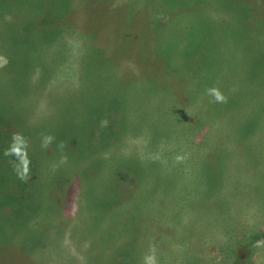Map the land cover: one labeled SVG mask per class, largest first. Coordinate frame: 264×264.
Masks as SVG:
<instances>
[{
    "label": "rangeland",
    "instance_id": "1",
    "mask_svg": "<svg viewBox=\"0 0 264 264\" xmlns=\"http://www.w3.org/2000/svg\"><path fill=\"white\" fill-rule=\"evenodd\" d=\"M149 256L264 264V0H0V264Z\"/></svg>",
    "mask_w": 264,
    "mask_h": 264
},
{
    "label": "clouds",
    "instance_id": "2",
    "mask_svg": "<svg viewBox=\"0 0 264 264\" xmlns=\"http://www.w3.org/2000/svg\"><path fill=\"white\" fill-rule=\"evenodd\" d=\"M206 93L212 98L213 103L227 102V98L223 95L220 89L215 86L206 89ZM54 140L55 138L52 135L43 134L41 138V148L47 149L54 142ZM65 146L64 141H60L57 144V148L61 150ZM28 147V140L23 133L14 132L12 133L9 146L3 152L5 157H13L12 164L14 171H16L18 178L23 182H27L29 179L31 161L28 157ZM66 161L67 157L61 158V163H65ZM146 264H155V258L152 256L146 257Z\"/></svg>",
    "mask_w": 264,
    "mask_h": 264
},
{
    "label": "trees",
    "instance_id": "3",
    "mask_svg": "<svg viewBox=\"0 0 264 264\" xmlns=\"http://www.w3.org/2000/svg\"><path fill=\"white\" fill-rule=\"evenodd\" d=\"M259 4V3H258ZM12 70V69H11ZM16 71V72H15ZM100 72V71H99ZM13 73L15 74V77H17V76H20V74H21V72H20V70L18 69H15V70H13ZM95 75H97V73H95ZM95 75L93 76V78L95 77ZM92 78V79H93ZM93 82H94V80H93ZM106 83H109V82H106ZM101 84H99L98 86H100ZM95 87H96V85H94ZM98 92V98H100L101 100H100V102H98L94 107L91 105V107L89 108V110L87 109V108H85L84 109V112L85 113H98L99 112V110H98V108L101 110V109H103V110H116L115 108V106H116V103L114 102V104H113V102H111V98L112 97H110L109 96V94L112 92V91H107V92H102V91H97ZM125 102H127V101H125ZM86 103V102H85ZM87 106H88V104H87ZM102 112V111H101ZM102 113H104V112H102ZM113 116L114 117H117V115L114 113V111H113ZM112 116V115H111ZM95 121V120H94ZM110 120L108 121V118H106V119H102V118H98L97 120H96V122H95V124L96 125H94L93 127L94 128H92V126L90 127V128H88V129H91V131H92V133L93 132H96L97 133V135H98V140L97 139H95L94 137H89L88 138V136H86L85 135V133L86 134H88V132H87V130H82V134H77V136H75V137H77L80 141H79V148H78V150L76 151V152H79L80 151V153L81 154H84V153H86L87 152V150H88V146L87 145H90V146H95V144H93V143H97V144H99V142L101 143L102 142V138L100 137V135H99V133L98 132H101V130L103 129H105L106 128V126H109L108 127V131H109V133H111V129L112 128H110ZM64 124V123H63ZM98 124H101L102 126H103V128L100 126L99 127V129L97 128V126H98ZM69 125H71V123L70 122H67V123H65V126H69ZM82 125V124H81ZM87 125H89V124H87ZM11 126V128H13L12 127V125H10ZM123 126H124V123H122V128L119 130V132L120 131H122L123 130ZM111 127H112V124H111ZM11 128L9 127V130L10 131H12L11 130ZM98 131V132H97ZM113 131V130H112ZM7 132H9V131H7ZM7 134V135H6ZM6 134H4L3 135V137H2V139L4 140V139H11V136H12V134H10V133H6ZM44 134V133H43ZM9 137V138H8ZM100 140V141H99ZM99 141V142H98ZM3 160H5V161H7L6 159H3ZM136 176L137 177H140L139 176V174L137 173L136 174ZM3 178H5V181H8V179H9V175H8V173L6 174L5 173V169H4V176H3ZM116 180V179H115ZM117 181H119V180H117ZM27 200H29L30 198H26ZM113 201V199H111V200H109L107 203H106V208H108L109 209V207L107 206V205H109V204H111V202ZM89 202V206H90V210H92V208H93V206H94V204L92 203V201H91V198L89 197L88 198V200L86 201V203H88ZM92 206V207H91ZM111 211V210H110ZM97 212V211H96ZM25 218V216L24 215H22L20 218H19V220H20V225H21V223H22V221H23V219Z\"/></svg>",
    "mask_w": 264,
    "mask_h": 264
}]
</instances>
